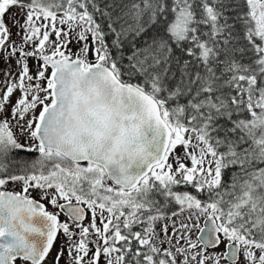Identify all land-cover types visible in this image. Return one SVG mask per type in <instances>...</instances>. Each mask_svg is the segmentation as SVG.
Returning a JSON list of instances; mask_svg holds the SVG:
<instances>
[{
  "label": "snow or ice",
  "instance_id": "snow-or-ice-1",
  "mask_svg": "<svg viewBox=\"0 0 264 264\" xmlns=\"http://www.w3.org/2000/svg\"><path fill=\"white\" fill-rule=\"evenodd\" d=\"M0 264H264V0H0Z\"/></svg>",
  "mask_w": 264,
  "mask_h": 264
}]
</instances>
